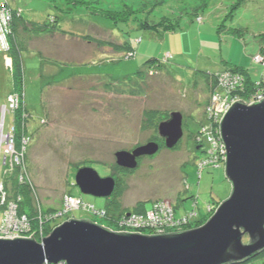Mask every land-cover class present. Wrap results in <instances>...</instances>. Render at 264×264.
<instances>
[{"label":"rangeland","instance_id":"1","mask_svg":"<svg viewBox=\"0 0 264 264\" xmlns=\"http://www.w3.org/2000/svg\"><path fill=\"white\" fill-rule=\"evenodd\" d=\"M3 6L18 9L26 21L57 24L62 30L33 32L21 55L27 149L23 160L19 157L23 163L16 177L32 186L31 196L43 206L58 207L63 195L70 193L86 205L72 204L57 223L86 218L115 232L157 233L131 217L144 213L158 199L173 204L174 216L182 220L164 227L163 233L206 223L231 192L224 175L222 140L217 148L209 143L219 134L213 130L215 111L222 112L227 97L235 99V89L227 88L231 91L225 96L208 101L203 73H211L219 92L224 91L219 81L228 73L243 69L252 80L260 77L264 66L254 59L262 63L264 57L253 55L258 37L264 35V0H0ZM145 21L173 23L176 29L158 34L143 29ZM233 29L243 35L233 34ZM127 46L134 50L131 58L123 56ZM7 49L8 43L2 47L0 38L3 134L9 132L13 114L2 108L8 109V96L19 98L12 92ZM150 57L157 59L153 67L144 65ZM246 84L237 99L251 102L247 94L264 83L256 84L257 90L256 85L248 89ZM173 111L182 114V137L168 148L157 127ZM150 141L159 145L158 150L140 156L135 168L117 165L116 151H131ZM0 144L2 182L4 168L8 172L11 166L2 165L4 145ZM214 148V158H202ZM218 158L221 165H215ZM80 166L113 177V192L108 197L80 192L74 183ZM191 210L193 214L185 218ZM4 216L0 207V225ZM42 222L38 230L28 224V231L21 234L32 232L40 241L48 235Z\"/></svg>","mask_w":264,"mask_h":264},{"label":"water","instance_id":"2","mask_svg":"<svg viewBox=\"0 0 264 264\" xmlns=\"http://www.w3.org/2000/svg\"><path fill=\"white\" fill-rule=\"evenodd\" d=\"M168 148L182 137V114L170 113L157 127ZM224 146V175L231 192L203 225L189 230L141 234L115 232L86 218H68L40 241L0 237V264H228L264 249V97L235 100L219 121ZM150 141L131 151L118 150L120 167L133 169L142 155L154 154ZM74 183L80 192L108 197L115 180L93 167H79ZM247 236L248 241L243 242Z\"/></svg>","mask_w":264,"mask_h":264},{"label":"trees","instance_id":"3","mask_svg":"<svg viewBox=\"0 0 264 264\" xmlns=\"http://www.w3.org/2000/svg\"><path fill=\"white\" fill-rule=\"evenodd\" d=\"M4 7L9 14V20L7 24L8 32L6 33L8 49L6 53H7V56L11 59L9 68L12 74V80H13V85H14L12 92L18 94L19 95V98L17 97L18 101L22 102L21 106H19L20 105L19 103L16 110L12 111V114H13L12 126L14 128V149H15V152L19 154V156L21 155V158L23 160L24 155L26 153V149H27V146L24 145V141H23L24 139L23 137L27 135V131H26L27 119H25L23 115V111H25L24 110L25 104L23 102V95H22L23 94V91H22L23 69H22V64H21L22 52H24V50L27 48V45H28V44H25V40L29 37V35L33 34V32L41 33V32H47V31H54L56 29L62 32V30L57 28L58 27L57 24L50 25V24H46L45 22L38 23V22L26 21L22 18L20 11L18 9L12 8L11 6H8V7L4 6ZM158 25H160L161 27H159ZM141 27L143 29H150V30L156 31L158 34L172 32V31H175L176 29L175 24L164 22L161 25L160 21H157V22L145 21L141 24ZM239 30L240 29H233L232 30L233 34L242 36L243 33L240 32ZM258 39H259L258 44H256L257 50L254 53L253 57L257 54H260L264 57V55L262 54V51L264 50V35L258 37ZM133 55H134V50L131 49L129 46H127L123 56L125 58H131ZM156 62H157V59L155 57H150L144 62V65L148 67H153V65L157 64ZM260 64L264 66V61ZM203 74H204L203 82L206 87V93L209 94L208 95V101H209L212 93L216 89L215 88L216 85L214 84L215 82L213 81V79H211V73L209 74L203 73ZM237 74L240 75V78L244 82L243 84H245V82L247 83L246 88L248 89L254 88L252 86H255L258 83L260 84V81L264 83V70L261 72L260 77L257 80H252L250 76L248 75V73L245 72L243 69L239 70ZM257 88L258 86L256 85L255 89L257 90ZM240 89H241L240 87L236 86L235 92L239 94L238 90ZM250 91L251 92L248 93L246 96L250 99L255 97L256 94H258L257 93L258 91H254V90H250ZM213 127H214L213 130L216 131V129L218 128V122H215V125ZM215 135L217 137V134ZM204 154H205L204 156L202 155L203 159L209 156V154H206V152ZM22 160L20 159L19 163L14 162L13 165L9 168L8 172H6L7 170H5L4 168V171H3L4 179L2 181V186H3L2 190L5 193L6 201L1 203V200H0V207H2L3 210L5 211L8 203L14 202L16 204V210H17L18 215H25L28 218L29 224L35 230H38V227L40 226L39 220L42 219L43 220L42 222L43 233L45 232L46 234H49L52 228L59 224L57 223V220H58L57 214L59 213V211H61L64 208V203H63L64 195L58 207L41 205L38 199L36 197H33L34 194L31 196L32 186L30 187V186H26L27 184L19 183L20 181H18V178L16 177L17 172L21 174V171L19 169L23 163ZM221 164L222 163H218V165H221ZM10 180H12L11 184L13 185L11 188L8 187V182ZM66 195H71V194L67 193ZM198 214L199 213H197V215ZM244 237H246V239L248 240L247 236H244ZM33 238L35 240L39 239L38 236L37 237L33 236ZM257 260H264V249L252 254L250 257H248L247 259L243 261L232 262L228 264H245V263H250L252 261H257ZM261 263L263 264L264 261Z\"/></svg>","mask_w":264,"mask_h":264},{"label":"built area","instance_id":"4","mask_svg":"<svg viewBox=\"0 0 264 264\" xmlns=\"http://www.w3.org/2000/svg\"><path fill=\"white\" fill-rule=\"evenodd\" d=\"M8 20H9V14L6 11L5 7H1L0 9V38L2 40V47L3 46H7L6 43V33L8 32L7 30V24H8ZM256 62H258L256 59H254ZM6 62H8L7 64L10 65L9 61L6 58ZM261 63V62H259ZM227 78L222 79L221 81H219V85L221 87L224 88L223 92H219L217 89L214 90L213 94L210 97L211 99H219L218 97H223L226 95L227 92H230L231 90H227V88H231V89H235L236 86L240 87L243 85V80L240 78V75L238 74H233V73H228ZM234 83V84H233ZM223 86H222V85ZM260 90H257L258 94H256L255 97H253L252 99L248 98L251 102L252 101H256L261 99L262 97H264V87L262 88H258ZM235 92V90H233ZM232 91V92H233ZM235 99H228V97L226 98V103L223 105L222 107V112L219 114L217 111H215V117H213L214 121L213 122H218L219 125V120L221 119L222 115L224 114V112L226 111V109L229 107V105L235 101L238 100L237 98L239 97L238 94L235 92L234 94ZM8 109L5 108V106L2 108V111L4 112V110H10L11 112L14 110L13 108H16L18 106V98L15 95H10L8 96ZM206 110L209 113V111H211V107L210 105L207 107L206 106ZM213 112V110H212ZM210 112V114L212 113ZM219 131V126H218V130ZM217 135H219L217 133ZM211 141L209 143V145H216V148L218 147V141L220 139V136L216 137L214 140H212V137L210 138ZM0 142H3L4 145V149H2L3 152V160H2V165H7L9 164V166H12L14 162L19 163L20 162V156L18 153L15 152L14 149V128L13 126L10 127V130L7 134H3L2 132H0ZM1 144H0V151H1ZM221 147V151L223 153V159L225 156V152H224V146H223V142L220 144ZM211 147H209L210 149ZM213 149V151L208 150V152H206V154H209L208 157L205 158V160H209L211 158H214L216 156L215 153V149ZM9 158V159H8ZM9 161V163H7L6 161ZM219 160L217 161V163L215 165H218ZM2 182H0V200L1 203L6 201V196L5 193L3 192V188H2ZM63 203H64V208L59 211V213L57 214L58 216L61 215L63 212H67L66 210H68L67 208H69L72 204L73 205H77V206H85L86 204H84L82 202V200L79 197H75V196H71V195H65L63 197ZM4 219L0 225V237H13V236H21V237H33L34 234L31 232V234H21V232H26L28 231V218L25 215H18L17 210H16V204L14 202H9L7 205V208L4 211ZM193 211H190L189 213L185 214V218H189V215H192ZM136 222H140L141 225H146L147 227H154L156 228V232L157 233H153V234H163V229L166 226H175L178 223H180L181 217H175L174 216V210H173V204L171 205L169 201L165 200L163 201L162 199H158V200H154L152 205L150 207H148L144 213L140 214V215H136V214H132V217ZM124 221V220H123ZM16 227L13 228L11 230L12 227ZM10 229V230H9ZM12 231V232H11ZM10 232V233H9ZM10 234V235H9ZM41 264H66L65 261H58L57 263H52L49 262L47 263V261H44Z\"/></svg>","mask_w":264,"mask_h":264}]
</instances>
